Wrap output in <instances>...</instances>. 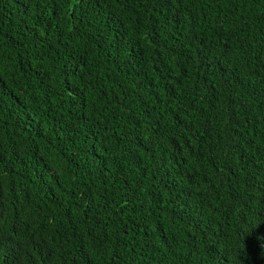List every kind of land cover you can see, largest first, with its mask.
Instances as JSON below:
<instances>
[{"label": "trees", "instance_id": "16d2710c", "mask_svg": "<svg viewBox=\"0 0 264 264\" xmlns=\"http://www.w3.org/2000/svg\"><path fill=\"white\" fill-rule=\"evenodd\" d=\"M0 264H264V0H0Z\"/></svg>", "mask_w": 264, "mask_h": 264}]
</instances>
